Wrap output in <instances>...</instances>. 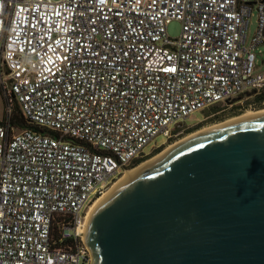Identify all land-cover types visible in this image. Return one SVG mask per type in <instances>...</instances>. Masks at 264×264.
<instances>
[{
    "label": "built area",
    "instance_id": "obj_1",
    "mask_svg": "<svg viewBox=\"0 0 264 264\" xmlns=\"http://www.w3.org/2000/svg\"><path fill=\"white\" fill-rule=\"evenodd\" d=\"M263 43L264 0H0V264H89L90 205L156 136L262 89Z\"/></svg>",
    "mask_w": 264,
    "mask_h": 264
},
{
    "label": "water",
    "instance_id": "obj_2",
    "mask_svg": "<svg viewBox=\"0 0 264 264\" xmlns=\"http://www.w3.org/2000/svg\"><path fill=\"white\" fill-rule=\"evenodd\" d=\"M81 237L91 264H264V109L126 170Z\"/></svg>",
    "mask_w": 264,
    "mask_h": 264
},
{
    "label": "rangeland",
    "instance_id": "obj_3",
    "mask_svg": "<svg viewBox=\"0 0 264 264\" xmlns=\"http://www.w3.org/2000/svg\"><path fill=\"white\" fill-rule=\"evenodd\" d=\"M181 22L174 20L168 25V34L172 37H178L181 33ZM257 28V18L255 16L252 17L249 34L251 35L256 31ZM257 53V64L258 68L263 70L264 69V43L259 45L256 49ZM250 100H253V95H250L249 93L241 95V97L234 98L230 102L222 103L219 105L218 111L207 113V109H201L198 111L193 112L189 117L181 120L177 124L171 127L170 134L172 135L173 130H178L176 134V138L174 141L170 142L168 135L160 134L155 137L153 141H151L144 151L140 154L142 157H147L150 154H153L157 149L162 147V150L157 152L156 154L152 155L151 157L147 158L146 160L142 161L138 165L134 167H128L127 171L135 169L142 163H145L146 161H149L150 159H153L175 143L181 141L182 139L195 134L203 129H206L208 127H212L214 125L220 124L222 122L231 120L233 118L242 116L246 114V111H259L264 109V107L256 108L255 103L251 102ZM8 108V102L6 98L3 96V94L0 93V119H2L6 115V111ZM188 128H195L193 131L187 133ZM16 131H19V129L16 128ZM125 173H123L121 176L116 179L111 186H113L122 176H124ZM110 186V187H111ZM92 258L90 260L91 264Z\"/></svg>",
    "mask_w": 264,
    "mask_h": 264
},
{
    "label": "trees",
    "instance_id": "obj_4",
    "mask_svg": "<svg viewBox=\"0 0 264 264\" xmlns=\"http://www.w3.org/2000/svg\"><path fill=\"white\" fill-rule=\"evenodd\" d=\"M250 95H253V100H250V101L255 103L256 108L264 107V87L260 90L252 91L250 93ZM230 101H228V102H230ZM222 103H227V102H219V103L210 105L209 108L207 107L208 108L207 113L209 114L211 112L218 111V109L220 107L219 105H221ZM4 118H5V116L2 119L4 120ZM10 120H11L12 125L19 130H22L25 128H33L36 130L45 131L43 128H41L40 126H38L35 123H32L28 118L25 117V115L23 114V111L21 110V107H20L18 102H14V104H13V111H12ZM177 126H178V124H177ZM194 129L195 128H188L187 133L193 131ZM177 131L178 130L172 131V136L169 138L170 142L174 141L175 138L178 136V135L176 136ZM160 150H162V147L157 149L153 154H150L147 157L138 156L137 158H135L133 160V162L131 163V165L129 167H134V166L138 165L139 163H141L142 161L151 157L152 155L156 154ZM54 233H55L56 238H57L59 235V229L57 227H55Z\"/></svg>",
    "mask_w": 264,
    "mask_h": 264
},
{
    "label": "bare ground",
    "instance_id": "obj_5",
    "mask_svg": "<svg viewBox=\"0 0 264 264\" xmlns=\"http://www.w3.org/2000/svg\"><path fill=\"white\" fill-rule=\"evenodd\" d=\"M262 110H263V109H262ZM259 111H260V110H259ZM250 112H254V111H250ZM255 112H256V111H255ZM208 128H209V127H208ZM150 160H151V159H150ZM146 162H147V161H146ZM142 164H143V163H142ZM122 177H123V176H122ZM120 179H121V178H120ZM98 198H99V197H98ZM98 198H97V199H98ZM95 201H96V200H94V202H95ZM94 202H93V203H94ZM93 203H92V204H93ZM92 204L90 205V207L92 206ZM90 207H89V208H90ZM88 210H89V209H88ZM87 212H88V211H87Z\"/></svg>",
    "mask_w": 264,
    "mask_h": 264
},
{
    "label": "crops",
    "instance_id": "obj_6",
    "mask_svg": "<svg viewBox=\"0 0 264 264\" xmlns=\"http://www.w3.org/2000/svg\"><path fill=\"white\" fill-rule=\"evenodd\" d=\"M252 34H253V33H252ZM252 34H251V35H252Z\"/></svg>",
    "mask_w": 264,
    "mask_h": 264
}]
</instances>
